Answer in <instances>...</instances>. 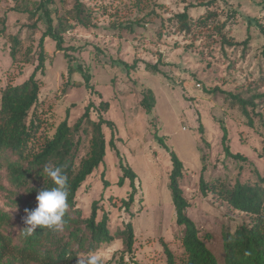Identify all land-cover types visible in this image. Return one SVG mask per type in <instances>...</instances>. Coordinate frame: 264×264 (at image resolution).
Returning <instances> with one entry per match:
<instances>
[{
  "label": "rangeland",
  "instance_id": "rangeland-1",
  "mask_svg": "<svg viewBox=\"0 0 264 264\" xmlns=\"http://www.w3.org/2000/svg\"><path fill=\"white\" fill-rule=\"evenodd\" d=\"M34 1L0 0V19L6 21V37L0 38V104L2 92L24 83L38 65L39 40L46 22L42 20L37 29H29L32 21L25 10L32 9ZM80 1L94 11L91 26L66 33L65 51L58 50L50 38L45 40L46 69L38 74L42 86L35 108L39 125L35 149L66 118L67 109L73 123L89 103L97 107L106 103L108 108L102 116L112 123L114 131L104 127V163L77 193L83 218L90 217L93 202L99 203L98 220L104 213L109 216L108 227L115 240L96 251L101 264H117L124 250L118 234L130 221L137 264H166L165 246L178 259L182 257L184 228L177 225L169 189L171 152L185 167L180 184L191 204L188 216L219 264H224L223 232H234L250 218L212 194L204 196L200 177L207 182L220 179L228 186L237 181L255 182L258 175L264 177V99L256 100L251 124L238 103L228 97L231 93L250 99L264 93V37L260 30L264 26V0H220L216 4L223 21L228 13L236 12L227 22L228 36L238 43L249 39L245 50L223 47L216 37L200 33L193 36L179 30L177 14L186 10L193 18L204 14L205 9L197 7L196 0ZM73 6L74 0H56L52 7L69 17ZM8 36H17L22 42L16 62ZM66 54L73 59L74 67L81 65L91 75L95 92L84 85L80 71L69 76L71 62ZM137 61L138 69L128 71L125 65ZM146 63L158 64L163 74L145 70ZM147 89L156 97L150 113L141 104ZM216 89L220 91L215 93ZM98 115V111H92L93 119ZM221 122L228 130L226 144L231 152L243 155L247 162L226 157ZM121 161L137 175L133 218L121 206V200L128 199L133 191L129 180L123 187L117 185L123 176ZM103 177L111 184L109 188H104ZM1 183L11 189L5 176ZM10 200L7 191H0V207L14 218L7 233L19 243L26 227L22 220L25 212L18 205L10 206Z\"/></svg>",
  "mask_w": 264,
  "mask_h": 264
},
{
  "label": "trees",
  "instance_id": "trees-1",
  "mask_svg": "<svg viewBox=\"0 0 264 264\" xmlns=\"http://www.w3.org/2000/svg\"><path fill=\"white\" fill-rule=\"evenodd\" d=\"M197 7L205 9L203 15L193 18L188 10L176 15L175 23L181 32L195 36L197 33L211 38H218L221 45L226 48H248L249 39L238 43L228 36V21L236 16L235 11L228 13V19L223 21L216 8L220 0H196ZM56 0H37L32 9H26L32 23L29 29H37L38 24L45 20L46 30L39 40L38 65L31 76L24 83L16 86H8L1 96L0 104V191H7L11 200L10 206L18 205L23 211L37 207V193L40 190L51 188L54 185L43 174V167L63 166L68 177V208L64 215L65 227L61 231H52L37 227L34 234L25 236L21 233L19 243H15L13 237L7 233L13 225V215L0 207V264H77V256L80 253L96 252L101 246L111 244L115 237L108 227L109 216L103 214L98 220L99 203H92L90 217L83 218V211L77 204V193L87 179L103 163L106 155V137L104 127H110L112 123L105 120L102 113L108 108L106 103L98 107L89 103L84 113L73 123L70 122V109H67L66 118L55 128L51 136H47L40 148L35 149L33 142L39 132V125L35 117V108L39 103L42 81L38 74H43L46 69L47 53L45 40L50 38L56 44V48L65 51L64 35L74 28H89L92 24L94 11L80 0H74V6L70 9V16L60 15L56 7H52ZM162 7V6H161ZM231 16V17H230ZM233 19V18H232ZM2 28L0 38L6 37V21L0 19ZM264 37V26L261 27ZM11 43V56L14 62L20 53L21 40L17 36H8ZM264 56V49L262 52ZM66 57L71 62L69 54ZM138 61L133 65L126 64L128 71L138 69ZM145 70L153 74H163L158 64H145ZM81 73L84 85L94 91L91 85L92 77L81 65L69 66V76ZM264 87V75L261 78ZM75 85V83H73ZM76 86H81L77 84ZM220 91L216 89L215 93ZM240 106L243 114L252 124V112L257 108L256 100H263L264 93L250 99H243L239 95L228 94ZM146 113L152 112L156 105V97L152 90L143 93L141 101ZM252 108V110H250ZM98 111L97 119H93L92 111ZM256 116H259L256 114ZM223 131L222 141L226 157H232L239 162H247L248 159L241 154H233L226 144L228 142V130L221 122ZM201 130V127H200ZM114 136L112 134L111 143ZM161 144L163 140H160ZM165 146V144H164ZM166 147V146H165ZM167 148V147H166ZM168 149V148H167ZM120 157L119 151H117ZM173 169L170 173L169 189L172 194L173 204L176 210V221L179 227L184 228L182 235L183 254L180 259L165 246L166 264H219L216 256L208 248L205 240L200 236L199 229L188 216L191 204L184 195L181 187V179L184 176L185 167L176 157L170 153ZM123 176L117 185L123 187L126 180L130 181L132 192L128 199H122V208L129 213L136 201L137 186L136 173L121 161ZM203 168V172H204ZM5 176L8 189L1 183ZM104 188L111 184L103 177ZM200 189L204 196L212 194L216 199L226 203L230 208L249 216L250 220L239 225L234 232H223L225 260L224 264H264V177L258 175L255 182L242 183L237 181L235 185L228 186L220 179L207 182L200 177ZM18 190V191H17ZM20 191H23L22 195ZM24 196L27 197L25 200ZM122 239L124 250L117 259V264H137L135 262V232L132 222H128L125 228L118 234ZM210 235H205V238ZM128 256V260L126 257Z\"/></svg>",
  "mask_w": 264,
  "mask_h": 264
},
{
  "label": "clouds",
  "instance_id": "clouds-1",
  "mask_svg": "<svg viewBox=\"0 0 264 264\" xmlns=\"http://www.w3.org/2000/svg\"><path fill=\"white\" fill-rule=\"evenodd\" d=\"M43 174L51 180L54 185L45 188L37 193V207L35 209H25L22 218L23 234L31 236L37 227L52 231H61L65 227L64 215L68 208V177L63 166L45 165ZM77 264H101V258L96 252H89L82 256H77Z\"/></svg>",
  "mask_w": 264,
  "mask_h": 264
}]
</instances>
